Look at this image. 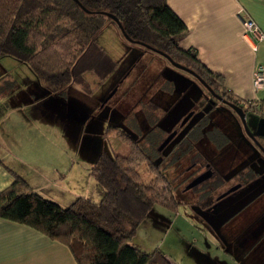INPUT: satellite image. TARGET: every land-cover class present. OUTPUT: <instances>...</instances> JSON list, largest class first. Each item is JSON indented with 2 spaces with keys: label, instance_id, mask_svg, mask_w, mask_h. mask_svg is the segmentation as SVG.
Masks as SVG:
<instances>
[{
  "label": "rangeland",
  "instance_id": "obj_1",
  "mask_svg": "<svg viewBox=\"0 0 264 264\" xmlns=\"http://www.w3.org/2000/svg\"><path fill=\"white\" fill-rule=\"evenodd\" d=\"M106 22L97 36V45L115 67L104 80L97 79L92 72L86 73L84 83L73 85L65 94L59 95L61 99L56 98L57 95L48 96L38 83L29 85L24 77L13 88L18 87L16 93L23 91L34 99V102H24L23 113L7 114L8 117L5 114L0 124L5 131L1 138L9 137L18 142L12 147L3 146L11 149V152L8 150L10 154L18 158L17 166L19 162L22 164V168L15 167L14 173L26 175L34 185L45 184L43 193L60 206H67L79 196L98 202L91 174L97 157L104 152H128V147L115 135L117 128L152 155L155 146L148 140L152 130L159 134V140H163L194 108L195 116L164 148V154L154 158L159 170L173 183L174 197L180 206L176 213L155 207L150 221L154 222L156 218L158 222L141 226L131 243L146 253L158 249L174 264H187L182 255L187 248L185 244L193 249V258L199 248L206 252L207 258H216L209 264H218L222 255L215 253V247L209 245L211 235L222 249L228 242L224 241L226 234L230 237L245 235L248 248L253 236L264 234L258 223L264 217V170L259 164L261 157L250 149L244 136L241 120L214 99L212 103L202 100V93L195 83L178 73H171L167 60L124 40L112 20ZM10 64L15 63L8 58L1 60L0 70L2 66L6 75L14 72ZM257 97L264 98V93ZM244 114L250 134L264 150V117L251 109ZM205 115L209 125L202 132L219 129L227 136L221 145H227H212L204 137L195 143L191 155L177 159L180 152L179 149L174 152L175 145ZM192 155L197 163L207 162L218 173L219 186L212 187L219 180L216 177L209 180L208 189L205 188L207 185H202L195 190H186L195 180L191 177L203 171L200 172L201 165H194ZM5 157L9 158V155ZM242 168L246 169L236 173ZM238 183L242 184L241 188L226 196L225 192ZM207 221L213 229L207 227ZM231 247L232 244L228 249ZM226 256H229L227 252Z\"/></svg>",
  "mask_w": 264,
  "mask_h": 264
},
{
  "label": "trees",
  "instance_id": "obj_2",
  "mask_svg": "<svg viewBox=\"0 0 264 264\" xmlns=\"http://www.w3.org/2000/svg\"><path fill=\"white\" fill-rule=\"evenodd\" d=\"M103 13L114 16L131 40L166 54L194 72L216 95L248 111V102H240L227 91L220 75L202 66L193 51L180 49L179 40L186 27L166 0H0V59L10 58L27 67L39 87L52 95L62 96L73 85L83 84L89 72L104 80L115 66L97 45V36L106 21H111ZM170 67L171 73L194 82L203 95L208 93L192 75ZM13 87V81H4L0 100ZM208 122V116H202L180 138L173 149H179L177 159L191 155L195 143L204 137L212 145H227H221L227 136L219 129L202 132ZM154 131L150 136L157 135ZM115 135L128 152H104L97 157L91 174L98 202L78 197L68 207L60 206L32 191L24 179L11 172L12 183L0 191V219L29 227L61 243L76 264H174L158 249L146 253L131 243L141 226L154 223L150 217L155 207L176 213L180 206L173 183L154 160L164 154V150H157L162 140L158 135L150 141L155 146L150 155L121 129L117 128ZM192 160L197 165L193 155Z\"/></svg>",
  "mask_w": 264,
  "mask_h": 264
},
{
  "label": "crops",
  "instance_id": "obj_3",
  "mask_svg": "<svg viewBox=\"0 0 264 264\" xmlns=\"http://www.w3.org/2000/svg\"><path fill=\"white\" fill-rule=\"evenodd\" d=\"M166 3L186 27L179 40L180 49L193 51L196 54V60L211 73L220 75L223 87L240 102H248L255 98L251 84L252 72L257 67H264V38L258 41L252 34L246 33L242 22L244 19L253 21L264 35V0H166ZM2 59L6 58H1L0 63ZM11 60L15 63L14 65L10 64L14 72L11 75H6L7 71L1 66L0 85L9 79L16 87L19 79L23 77L30 83L29 85L37 84L30 71L22 64ZM16 90L12 89L0 100V124L5 114L8 117L7 114L10 116L23 113L24 102H34L32 96L24 94L23 91L16 93ZM46 94L48 95V93ZM56 98L61 99L60 97ZM49 126L55 127L51 124ZM3 132L5 134V131L0 128V191L12 183L11 172H14L18 162V158L10 154L11 149L3 147L5 145L12 147L15 142L17 144L18 142L9 137L6 140L1 138ZM6 154L10 159L5 157ZM21 166L22 164L19 162L16 168ZM57 172L56 167L55 176H57ZM17 175L27 182L32 191L48 199V196L43 193L46 189L45 184L36 183L34 185L26 175L25 177L18 173ZM76 198L78 197H75L73 201ZM48 200L53 199L49 197ZM73 201L65 207L71 205ZM158 218L160 219V217ZM261 219L262 217L258 221L259 224L262 222ZM153 221L157 222L158 220L155 218ZM207 227L213 229L208 221ZM244 239L245 235L230 237L226 234L225 240H223L228 242L223 249L215 244L212 235L211 241L207 242L211 247H215V253L222 255L219 257L220 259L218 258V264H264V250L262 249L264 239L262 240L260 235L256 234L251 239L248 248ZM230 244L232 247L228 249ZM184 247L187 248L182 252V255L187 264H209L211 260L215 261L216 259L212 256L207 258L206 252L199 248L195 250L197 255L193 258L191 254L193 249L187 244ZM226 252L229 256L224 257ZM222 258L225 260H221ZM0 264L76 263L69 249L61 243L51 241L29 227L0 219Z\"/></svg>",
  "mask_w": 264,
  "mask_h": 264
},
{
  "label": "water",
  "instance_id": "obj_4",
  "mask_svg": "<svg viewBox=\"0 0 264 264\" xmlns=\"http://www.w3.org/2000/svg\"><path fill=\"white\" fill-rule=\"evenodd\" d=\"M83 11L85 13H91L89 11H87L86 9L82 8ZM103 15H105L107 18L111 19L112 22L117 26V28L119 29L122 37L124 38V40L128 41L129 43H133V44H137V45H141L143 46L146 50L151 51L152 53H155L159 56H161L162 58H164L165 60H167L169 62V64L174 67L177 70L180 71H184L190 75H192L194 78H196L197 80H199V82L208 90V92L213 96L214 99H216L217 101L221 102L222 104L226 105L229 109H231L235 115L241 120L242 122V126H243V130H244V134L246 135V137L251 140L256 146H258V148L260 149V151L264 154V150L261 149V147L256 143L255 139L253 138V136L250 134L246 124H245V118H244V111L242 110V108H240L237 105H234L232 103L226 102L223 99H221L219 96H217L204 82L203 80H201L194 72H192L190 69H187L186 67L175 63L173 60H171V58L169 56H167L166 54L155 50L149 46H145L142 45L140 43H137L133 40H131L124 32L121 24L119 23V21L112 15L107 14V13H103ZM191 115L186 116V118L182 121L181 123V127L188 122V120L191 118ZM175 132H173L172 134H170L167 138H165V140L160 144V146L158 147V152H161L162 150H164V148L171 142V140L175 137ZM211 176L210 171H207L205 174L200 175L199 177H197L193 182L190 183V185L186 188V190H189L191 188H194L196 186H198L199 184H201L202 182L206 181L207 179H209V177ZM239 188V186L232 188L231 190H229L225 195H228L234 191H236Z\"/></svg>",
  "mask_w": 264,
  "mask_h": 264
},
{
  "label": "flooded vegetation",
  "instance_id": "obj_5",
  "mask_svg": "<svg viewBox=\"0 0 264 264\" xmlns=\"http://www.w3.org/2000/svg\"><path fill=\"white\" fill-rule=\"evenodd\" d=\"M146 50V49H145ZM151 52V51H150ZM155 54V53H154ZM170 69V68H169ZM188 69V68H187ZM207 90V89H206ZM202 96V100H206V101H208V103L212 100V99H214L213 98V96L208 92L207 94H202L201 95ZM218 96V95H217ZM220 97V96H219ZM221 99H223L222 97H220ZM217 103H219L222 107H224V105L221 103V102H219V101H217L216 99H214ZM224 100V99H223ZM225 101V100H224ZM227 102V101H226ZM211 103H212V101H211ZM224 108H226V107H224ZM226 109H228V110H230V112L232 113V114H234L235 115V113L231 110V109H229L228 107L226 108ZM194 108L192 109V111L191 112H189L188 114H186L187 116L188 115H191L192 114V116H191V118H193L194 116H195V112H194ZM196 111V110H195ZM187 113V112H186ZM186 115L184 116V117H186ZM190 118V119H191ZM189 119V120H190ZM189 120H188V122H189ZM188 122H186L182 127L180 126L181 125V123H180V125L174 130V132L176 133L175 134V137L171 140V142L179 135V133H180V130L182 129V128H184L185 127V125L186 124H188ZM173 133V132H172ZM171 133V134H172ZM166 134V133H165ZM169 134V133H168ZM158 135L159 134H157V135H153V136H151V137H149V139L148 140H150L151 139V141L152 140H154V138H156V137H158ZM167 136V135H166ZM165 138H167V137H165ZM165 138L162 140V142L165 140ZM246 139L247 140H249L247 137H246ZM161 142V143H162ZM170 142V143H171ZM149 143H151V142H149ZM251 145H250V147L253 149V151H255L261 158H259V164H260V166H262L263 167V170H264V154L258 149V147L253 143V142H251L250 143ZM160 146V145H159ZM158 149V148H157ZM163 151V150H162ZM161 151V152H162ZM197 165H201V164H199V163H197ZM200 172H201V174L200 175H203V174H205L206 173V171L208 170V169H211L210 170V173H211V176L209 177V179H207L205 182H202L201 184H199L198 186H201V185H203L204 183H209L210 181L209 180H211V179H216V175L219 177V175H218V173L211 167V165H209V163H205V164H203V165H201L200 166ZM205 170V171H204ZM209 171V170H208ZM216 174V175H215ZM195 175V174H194ZM192 176L191 178H192V180H194V179H196L197 177H199L200 175H198V176ZM213 176H215L214 178H213ZM217 177V178H218ZM217 183H221V180H220V177H219V180H217L216 181V184ZM237 186H239V188L237 189V190H239L240 188H241V186H242V184H240V183H238V184H236L235 186H233V187H231L229 190H231L232 188H234V187H237ZM197 187V186H196ZM214 187V186H213ZM229 190H227V192L229 191ZM236 190V191H237ZM227 192H225V193H227ZM229 195V194H228ZM228 195H226V196H228ZM225 196V197H226ZM221 198H224V197H222L221 196ZM262 222H261V224H259V225H262L261 226V230H264V217H262ZM260 238H262V240L264 239V234H262V235H260ZM262 249L264 250V244L262 245Z\"/></svg>",
  "mask_w": 264,
  "mask_h": 264
},
{
  "label": "built area",
  "instance_id": "obj_6",
  "mask_svg": "<svg viewBox=\"0 0 264 264\" xmlns=\"http://www.w3.org/2000/svg\"><path fill=\"white\" fill-rule=\"evenodd\" d=\"M242 23L244 25L245 32L252 34L256 40L260 41L264 38V35L259 31L253 21L244 19ZM251 84L255 98L248 101V104L250 105L249 109L264 117V98L256 97L258 94L264 93V67H257L254 69L252 72Z\"/></svg>",
  "mask_w": 264,
  "mask_h": 264
}]
</instances>
